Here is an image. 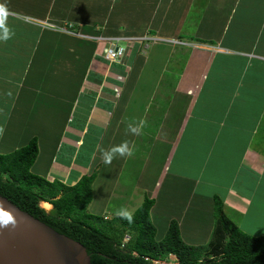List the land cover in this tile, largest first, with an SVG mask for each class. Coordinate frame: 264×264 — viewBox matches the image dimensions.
<instances>
[{"label":"crops","instance_id":"0c3cea01","mask_svg":"<svg viewBox=\"0 0 264 264\" xmlns=\"http://www.w3.org/2000/svg\"><path fill=\"white\" fill-rule=\"evenodd\" d=\"M0 7V154L36 137L34 174L73 186L95 173L87 212L107 220L133 214L136 195L154 199L158 241L176 219L185 243L207 245L216 196L240 230L264 236V0ZM112 38L127 45L115 61ZM140 120L139 135L127 131ZM141 134L150 141L129 188L133 154L106 165L101 150L134 151Z\"/></svg>","mask_w":264,"mask_h":264},{"label":"trees","instance_id":"16d2710c","mask_svg":"<svg viewBox=\"0 0 264 264\" xmlns=\"http://www.w3.org/2000/svg\"><path fill=\"white\" fill-rule=\"evenodd\" d=\"M38 154L36 137L21 149L0 154V195L83 244L92 264H154V260H169L170 255H175L179 264H264V236L240 230L226 216L219 196L215 197V226L205 255L202 247L185 243L176 219L170 222L164 238L157 240L150 215L155 200L148 196L133 213L132 224L118 216L106 222L88 213L96 174L82 176L73 186L59 179L49 181L31 171ZM43 202L51 208H43Z\"/></svg>","mask_w":264,"mask_h":264},{"label":"water","instance_id":"95a60500","mask_svg":"<svg viewBox=\"0 0 264 264\" xmlns=\"http://www.w3.org/2000/svg\"><path fill=\"white\" fill-rule=\"evenodd\" d=\"M0 264H92L80 242L0 195Z\"/></svg>","mask_w":264,"mask_h":264},{"label":"rangeland","instance_id":"374dc122","mask_svg":"<svg viewBox=\"0 0 264 264\" xmlns=\"http://www.w3.org/2000/svg\"><path fill=\"white\" fill-rule=\"evenodd\" d=\"M186 30H189L190 28H185ZM184 33H188V32H184ZM99 40V39H98ZM100 40H102L103 41V38H100ZM147 40H149V39H147ZM120 45H122L124 48H126L127 47V45H126V42H123V44H122V42H118ZM126 50H127V48H126ZM0 73H1V71H0ZM2 74V73H1ZM46 133H48L47 131H48V129L46 128V127H44V129H43ZM144 141H150V138L148 137V136H143L142 134L138 137V139H137V144H136V148L134 149V151H133V161H134V163H132L131 164V162H130V165L131 166H129L128 167V171H130V173L128 174V176L127 177H129L128 179H125V181H126V183H127V185H129V188H131V187H133V183L135 182V181H137V179H138V175H139V172L141 171V169H142V167H141V163H142V161H143V155L145 154V152H146V150H147V147H148V145L147 146H145V148H144V146H142V144L141 143H143ZM137 172H138V174H137ZM151 177H152V175H151ZM150 177V178H151ZM126 185V184H125ZM128 191H130L129 189H128ZM128 191L126 190V193H122V194H128ZM131 194V193H130ZM139 198H138V196L136 195L135 196V199H134V207L133 208H135L136 210L139 208V206L142 204H140L139 203V200H138ZM143 202V201H142ZM44 203H47V202H44ZM49 204V203H48ZM41 206L43 207V208H45L44 206H43V204L41 203ZM132 208V209H133ZM159 208H161V206L159 207ZM46 209V208H45ZM50 209V208H49ZM48 208H47V210H49ZM131 209V210H132ZM135 210V211H136ZM154 215V214H153ZM155 215L156 216H158V217H162V215L160 214V209H157L156 210V212H155ZM173 220V219H172ZM171 220V221H172ZM105 221L107 222V221H109V220H107V219H105ZM159 232H161V228H160V231ZM212 234H213V232H212ZM211 238H212V236H211ZM211 240V239H210ZM210 242V241H209ZM209 242L207 243V245H200L199 247H202V252L205 254V255H208L207 253H208V251H209V248H207L208 247V244H209ZM166 262H168V263H170V264H179V260H178V258L175 256V255H170L169 256V260H167Z\"/></svg>","mask_w":264,"mask_h":264},{"label":"clouds","instance_id":"9594fccd","mask_svg":"<svg viewBox=\"0 0 264 264\" xmlns=\"http://www.w3.org/2000/svg\"><path fill=\"white\" fill-rule=\"evenodd\" d=\"M2 10V7H0ZM9 34L7 29L4 30L3 35H0V39H8ZM144 121L140 120L138 124L130 123L127 126V131L134 135H139L142 131L144 126ZM103 162L108 165L111 164L112 160L117 156L125 157L131 156L133 154V147H130L128 142L123 143L122 145L116 146L111 148L110 150H101ZM116 215L124 220H127L129 224L134 222V217L131 211L127 210L126 208H121L119 211L116 212Z\"/></svg>","mask_w":264,"mask_h":264},{"label":"built area","instance_id":"2783aa9c","mask_svg":"<svg viewBox=\"0 0 264 264\" xmlns=\"http://www.w3.org/2000/svg\"><path fill=\"white\" fill-rule=\"evenodd\" d=\"M148 38H143V40H147ZM120 38H112L109 41V47L106 51V56L109 61H115L117 59H121L126 54V48L120 45L118 42ZM130 40V39H129ZM142 41V40H140ZM154 264H170L165 260H154Z\"/></svg>","mask_w":264,"mask_h":264},{"label":"bare ground","instance_id":"6f19581e","mask_svg":"<svg viewBox=\"0 0 264 264\" xmlns=\"http://www.w3.org/2000/svg\"><path fill=\"white\" fill-rule=\"evenodd\" d=\"M42 204H43V206H44L45 208H48V209L51 208V205L48 204V203H44V202H43Z\"/></svg>","mask_w":264,"mask_h":264}]
</instances>
